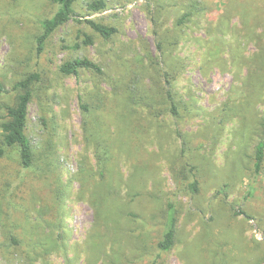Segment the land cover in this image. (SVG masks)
Segmentation results:
<instances>
[{
  "label": "rangeland",
  "instance_id": "1",
  "mask_svg": "<svg viewBox=\"0 0 264 264\" xmlns=\"http://www.w3.org/2000/svg\"><path fill=\"white\" fill-rule=\"evenodd\" d=\"M87 1L38 52L41 20L59 5L0 0V123L14 84L39 75L26 126L33 166L13 148L0 157V264H264V0H106L97 12ZM86 19L116 32L104 39ZM77 57L102 74L59 70ZM170 204L176 233L164 251ZM27 241L52 250L27 256Z\"/></svg>",
  "mask_w": 264,
  "mask_h": 264
},
{
  "label": "trees",
  "instance_id": "2",
  "mask_svg": "<svg viewBox=\"0 0 264 264\" xmlns=\"http://www.w3.org/2000/svg\"><path fill=\"white\" fill-rule=\"evenodd\" d=\"M52 2L59 5L58 10L52 14L50 17L43 18L41 20V29L42 32L37 38V51L40 52L43 48L45 40L60 26L68 22L74 16V4L79 0H51ZM87 8L90 11L97 12L103 11L107 7L106 0H89L86 3ZM198 8V2L194 1L188 8L185 15L180 19V22L185 21L189 15L193 14ZM85 22L98 34H100L104 39H109L115 32L116 29L113 26H108L104 23L97 22L95 20L86 19ZM83 43L88 45L92 44L93 40L89 36H85ZM89 70L96 74H102V68L99 64L87 57H77L62 63L59 67V70L65 74H78L80 70ZM39 79L37 73H30L24 78L17 81L13 88L18 90L16 100L13 104L5 106V116L3 121L0 123L1 134H0V157L4 153V148H13L17 151L19 162L23 168H31L34 162V150L30 139L26 133L27 126V114L28 106L33 96V84L34 81ZM169 82V80H168ZM167 95L170 101V111L176 114V104L171 95V90H167ZM85 111L88 110L87 105H82ZM89 114V113H88ZM264 162V139L259 141L255 147V169L257 172L261 169V166ZM99 174L101 177L105 176V172L109 171L108 165H98ZM109 181V180H107ZM192 191H197V180H193L190 184ZM104 194L102 191L93 192V199L91 203L94 205L97 216L102 213V200ZM236 214H243L242 211H236ZM113 212L106 209V216L108 220H111ZM176 209L173 204H170L167 211L165 228L163 232L162 239L158 243V247L161 250L168 251L172 248L175 239L176 233ZM60 237V235H59ZM58 237V238H59ZM11 241L14 244L21 245V241L14 236H11ZM32 238L30 237V240ZM51 246L54 245V240L49 242ZM32 243L26 242V248L23 249V252L29 256L31 253L36 254L37 250L41 248L42 250L36 255H42L46 257L47 254H50L52 250L51 247H48L45 242H36L34 245ZM34 260V259H33ZM32 260V262H33ZM66 264H71L70 261H67Z\"/></svg>",
  "mask_w": 264,
  "mask_h": 264
}]
</instances>
